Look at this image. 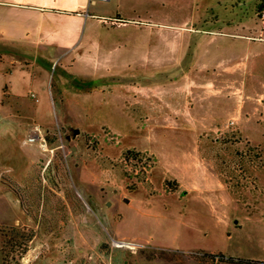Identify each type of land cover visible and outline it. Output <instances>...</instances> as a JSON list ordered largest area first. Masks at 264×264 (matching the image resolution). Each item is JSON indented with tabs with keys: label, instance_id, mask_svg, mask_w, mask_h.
I'll list each match as a JSON object with an SVG mask.
<instances>
[{
	"label": "rangeland",
	"instance_id": "obj_1",
	"mask_svg": "<svg viewBox=\"0 0 264 264\" xmlns=\"http://www.w3.org/2000/svg\"><path fill=\"white\" fill-rule=\"evenodd\" d=\"M173 11L150 16L154 26L142 15L112 24L88 9L96 16L75 51L17 52L1 66L0 264H227L204 255L219 252L264 263V145L195 149L194 131L145 120L127 86L163 83L169 46L157 30ZM263 13L258 0L247 15L264 32ZM254 39L216 36L206 49L213 62L243 63L244 111L256 115L248 127L264 142V36ZM221 175L226 193L211 189Z\"/></svg>",
	"mask_w": 264,
	"mask_h": 264
},
{
	"label": "crops",
	"instance_id": "obj_2",
	"mask_svg": "<svg viewBox=\"0 0 264 264\" xmlns=\"http://www.w3.org/2000/svg\"><path fill=\"white\" fill-rule=\"evenodd\" d=\"M257 1L0 0V69L4 72L1 66L17 52L37 51L65 55L75 51L86 18L96 16L87 13L88 9L98 12L97 17L119 21L136 22L142 15L146 17V23L155 26L156 23L151 22L150 16L161 15L162 7L170 8L175 13L167 18L173 24H159L163 27H158L157 30L158 43L169 46L165 53L168 58L161 62V67L166 69L163 72V83H155L151 90L142 85H127L136 87L140 93L137 102L147 110L144 119L152 122L154 128L159 130L194 131L191 144L195 149L209 146L207 142L219 145L222 150L231 153L239 151L246 143L253 148L263 149L264 142L254 141L248 127L251 123L254 124L256 115L244 111L243 63L239 59L231 60L232 64L226 66L219 61L213 62L212 58L207 59L206 49L207 42L216 36L227 35L247 42H257L255 37L264 36L263 31H257L254 18L247 15ZM97 3L103 5L96 8ZM200 10L203 13L200 14ZM193 20L195 24H192ZM178 40L179 43H176ZM258 42L264 43V40ZM75 55L80 57L79 53ZM5 73L13 74L10 69H6ZM121 79L123 78L120 77ZM120 80L118 81L122 82ZM10 93L13 98L24 99L16 89H12ZM109 93L113 95L114 92L111 89ZM260 122L256 121L255 124ZM262 131L264 133L263 128ZM220 138L226 141L221 142ZM239 138L245 142L235 143ZM176 141L181 144L189 140ZM191 144L183 145L191 148ZM232 156L229 155V158ZM221 177L216 187L211 183V189L226 193L229 190L228 181L224 175ZM174 181L188 196L187 187Z\"/></svg>",
	"mask_w": 264,
	"mask_h": 264
},
{
	"label": "trees",
	"instance_id": "obj_3",
	"mask_svg": "<svg viewBox=\"0 0 264 264\" xmlns=\"http://www.w3.org/2000/svg\"><path fill=\"white\" fill-rule=\"evenodd\" d=\"M9 188L12 192V194H15L17 198L20 197V194L17 192L20 190L16 185H9ZM25 252H22L24 254ZM206 257L214 259L217 262L220 263H227V264H262L261 262H253L250 260H242V259H237L233 257L226 256L222 253H217V254H204ZM264 264V263H263Z\"/></svg>",
	"mask_w": 264,
	"mask_h": 264
},
{
	"label": "built area",
	"instance_id": "obj_4",
	"mask_svg": "<svg viewBox=\"0 0 264 264\" xmlns=\"http://www.w3.org/2000/svg\"><path fill=\"white\" fill-rule=\"evenodd\" d=\"M91 1H101V2H106V1H108V0H91ZM262 19H264V13L262 14ZM102 22L103 23H105V20H102ZM112 24L114 23V24H117V25H120V24H123L121 21H116V22H111ZM33 96V95H32ZM231 124H233V122L231 123Z\"/></svg>",
	"mask_w": 264,
	"mask_h": 264
},
{
	"label": "water",
	"instance_id": "obj_5",
	"mask_svg": "<svg viewBox=\"0 0 264 264\" xmlns=\"http://www.w3.org/2000/svg\"><path fill=\"white\" fill-rule=\"evenodd\" d=\"M78 86H82V87H85V86H84V85H82V84H81V85H78ZM75 133L77 134V133H78V131L76 130V131H75Z\"/></svg>",
	"mask_w": 264,
	"mask_h": 264
},
{
	"label": "flooded vegetation",
	"instance_id": "obj_6",
	"mask_svg": "<svg viewBox=\"0 0 264 264\" xmlns=\"http://www.w3.org/2000/svg\"><path fill=\"white\" fill-rule=\"evenodd\" d=\"M66 139H67V140H70V137L66 136Z\"/></svg>",
	"mask_w": 264,
	"mask_h": 264
}]
</instances>
